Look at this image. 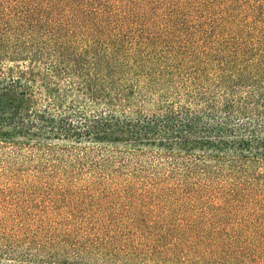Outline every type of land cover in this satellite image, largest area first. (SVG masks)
<instances>
[{
    "label": "trees",
    "instance_id": "obj_1",
    "mask_svg": "<svg viewBox=\"0 0 264 264\" xmlns=\"http://www.w3.org/2000/svg\"><path fill=\"white\" fill-rule=\"evenodd\" d=\"M26 150L14 190L58 196L0 264H264V0H0V159Z\"/></svg>",
    "mask_w": 264,
    "mask_h": 264
},
{
    "label": "rangeland",
    "instance_id": "obj_2",
    "mask_svg": "<svg viewBox=\"0 0 264 264\" xmlns=\"http://www.w3.org/2000/svg\"><path fill=\"white\" fill-rule=\"evenodd\" d=\"M29 152L26 150L19 157L13 156L11 158L0 159V247L1 243H7L4 240L6 237L1 233L3 229L7 230V232L9 231V236L12 235L14 232L13 228L20 230V227H18L20 224L25 223L26 220H33L39 217L38 208H44V206L49 205L46 201L49 196H58L56 193L51 194L48 191L40 190L33 192L32 190H27V188L23 191L14 190L15 187L13 183L9 182L7 176L10 172H5V170H9L12 167L15 169L11 170L17 169L19 172H22L18 173L19 175L27 176L31 174L38 162L42 161V158L38 157L36 153ZM54 190L57 191L58 189ZM28 199L32 200L34 202L33 205L36 206H30V204L26 203ZM57 207L62 208L61 206ZM17 214H20L21 217H17ZM13 219L17 226L12 225Z\"/></svg>",
    "mask_w": 264,
    "mask_h": 264
}]
</instances>
